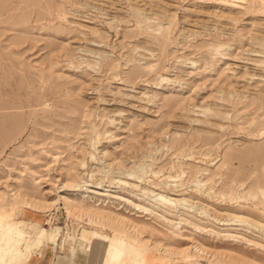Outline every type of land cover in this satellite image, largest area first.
<instances>
[{"label":"rangeland","instance_id":"rangeland-1","mask_svg":"<svg viewBox=\"0 0 264 264\" xmlns=\"http://www.w3.org/2000/svg\"><path fill=\"white\" fill-rule=\"evenodd\" d=\"M6 216L86 264H264V0H0Z\"/></svg>","mask_w":264,"mask_h":264},{"label":"bare ground","instance_id":"bare-ground-1","mask_svg":"<svg viewBox=\"0 0 264 264\" xmlns=\"http://www.w3.org/2000/svg\"><path fill=\"white\" fill-rule=\"evenodd\" d=\"M126 176L130 179L140 178L135 171L127 172ZM194 184L195 186H200L201 180L197 179ZM18 224L19 222H15L9 216L1 218L0 220V264H2V261L5 259L8 262L14 260L22 253L23 246L25 250L38 249L43 244V241L51 239L53 236L51 231L44 227H40L36 231L32 241V237L21 229ZM95 236L109 253V258L106 259L109 264H120L123 259L126 263L131 262V264H142L144 262L143 258L138 256L137 253L136 256L133 255V258L131 257L129 252L136 248L134 247V243H130V245L127 246L126 242L121 239L104 233H95Z\"/></svg>","mask_w":264,"mask_h":264},{"label":"crops","instance_id":"crops-1","mask_svg":"<svg viewBox=\"0 0 264 264\" xmlns=\"http://www.w3.org/2000/svg\"><path fill=\"white\" fill-rule=\"evenodd\" d=\"M35 234V233H33ZM33 241V240H32ZM45 240L38 249H27L22 247V253L14 260L8 262L6 259L2 264H86L87 256L78 251L71 256L69 247L62 245V241Z\"/></svg>","mask_w":264,"mask_h":264}]
</instances>
